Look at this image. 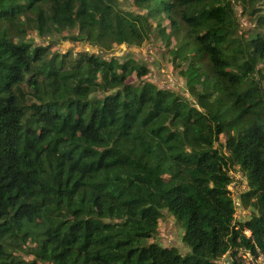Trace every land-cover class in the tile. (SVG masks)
<instances>
[{
	"label": "trees",
	"instance_id": "16d2710c",
	"mask_svg": "<svg viewBox=\"0 0 264 264\" xmlns=\"http://www.w3.org/2000/svg\"><path fill=\"white\" fill-rule=\"evenodd\" d=\"M32 33L102 53L159 35L187 95L131 56ZM162 210L184 255L146 242ZM240 250L264 257V0H0V264H243Z\"/></svg>",
	"mask_w": 264,
	"mask_h": 264
},
{
	"label": "rangeland",
	"instance_id": "374dc122",
	"mask_svg": "<svg viewBox=\"0 0 264 264\" xmlns=\"http://www.w3.org/2000/svg\"><path fill=\"white\" fill-rule=\"evenodd\" d=\"M118 4L128 6L130 5L131 0H117ZM240 7L236 5V9L238 12H241ZM240 23L242 27L246 30H249L250 24L246 20L245 17L239 16ZM162 28L165 31V34L168 35L170 33L169 25L167 20L162 23ZM27 40L37 44L39 46H49L51 50H57L61 53H65L68 50L73 51L74 53L79 52H96L100 53L105 59H108L111 56H116L118 58H125V56H131L138 64H145V66L149 69V74L146 77V81L152 82L159 88L170 89L179 93L181 96L186 97V88L184 85V81L179 76L178 72L173 70L170 62H167L166 59H169V56L165 55L164 58L163 53H166V47L164 41L160 38L159 35H155L152 43L147 45L146 43L140 47H127L125 45L114 46L113 49L107 53H102L98 48L90 47L87 44L83 45L79 42H71L69 40H51L40 39L35 34H29L27 36ZM175 44V40L171 38L172 47ZM129 83H136L137 80L135 77H130L128 79ZM191 100L192 98L189 97ZM224 138L220 137V144L223 145ZM221 150V148H220ZM226 155L228 154V150L224 149ZM231 158V157H230ZM230 176L232 179V183L229 185L232 193L231 197L235 206V220L236 221H244L248 219L251 215L250 209H244L238 201V195L245 191L246 183L244 177L241 175L239 169L235 167V170H230ZM237 193V194H236ZM183 234L182 229L178 227L173 216L166 210H162L159 213L158 218V231L152 238L148 239L147 243H156L159 246H172L175 247L179 254L184 255L185 252H189V249L185 248L181 243V235ZM23 258L28 260L30 257L23 253ZM237 258L243 264H264V257L259 256L256 261H252L251 258L244 253L243 250L238 252ZM230 260L229 254H226L221 259V264H228Z\"/></svg>",
	"mask_w": 264,
	"mask_h": 264
},
{
	"label": "built area",
	"instance_id": "2783aa9c",
	"mask_svg": "<svg viewBox=\"0 0 264 264\" xmlns=\"http://www.w3.org/2000/svg\"><path fill=\"white\" fill-rule=\"evenodd\" d=\"M231 183H232V181H231ZM230 183V184H231ZM229 184V185H230ZM229 185H228V187H227V189H228V191H229V193H232V191H231V188L229 187ZM237 194V193H236ZM230 196H231V194H230ZM237 196L239 197V195L237 194ZM231 199H232V197H231ZM233 201V200H232ZM239 201V200H238ZM251 258V257H250ZM252 260V259H251ZM257 260V259H256ZM256 260H252V261H256Z\"/></svg>",
	"mask_w": 264,
	"mask_h": 264
}]
</instances>
